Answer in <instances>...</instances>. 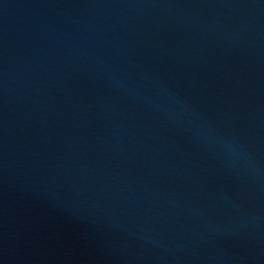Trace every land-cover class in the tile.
Segmentation results:
<instances>
[{
	"label": "water",
	"instance_id": "1",
	"mask_svg": "<svg viewBox=\"0 0 264 264\" xmlns=\"http://www.w3.org/2000/svg\"><path fill=\"white\" fill-rule=\"evenodd\" d=\"M0 264H264V0H0Z\"/></svg>",
	"mask_w": 264,
	"mask_h": 264
}]
</instances>
